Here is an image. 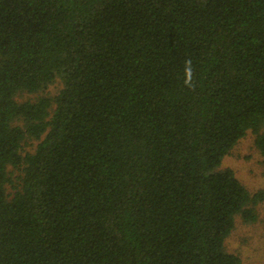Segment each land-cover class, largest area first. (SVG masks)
I'll return each instance as SVG.
<instances>
[{"label":"trees","instance_id":"1","mask_svg":"<svg viewBox=\"0 0 264 264\" xmlns=\"http://www.w3.org/2000/svg\"><path fill=\"white\" fill-rule=\"evenodd\" d=\"M247 131L264 0H0V264H239Z\"/></svg>","mask_w":264,"mask_h":264},{"label":"rangeland","instance_id":"2","mask_svg":"<svg viewBox=\"0 0 264 264\" xmlns=\"http://www.w3.org/2000/svg\"><path fill=\"white\" fill-rule=\"evenodd\" d=\"M61 88L56 81L46 94L54 96ZM255 134L247 131L230 152L223 157L220 169H230L238 181L252 196L260 193L262 198L255 204L256 220L245 222L235 218L234 228L225 240V250L238 257L239 264H264V158L256 149ZM36 142L25 147L32 151Z\"/></svg>","mask_w":264,"mask_h":264},{"label":"clouds","instance_id":"3","mask_svg":"<svg viewBox=\"0 0 264 264\" xmlns=\"http://www.w3.org/2000/svg\"><path fill=\"white\" fill-rule=\"evenodd\" d=\"M185 71H186V74H190V72H191L190 62H187V66H186Z\"/></svg>","mask_w":264,"mask_h":264}]
</instances>
